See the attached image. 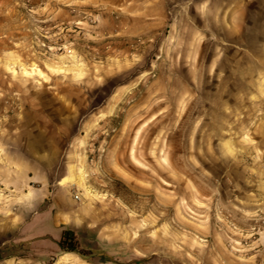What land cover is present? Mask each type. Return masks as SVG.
Here are the masks:
<instances>
[{
	"label": "rangeland",
	"instance_id": "obj_1",
	"mask_svg": "<svg viewBox=\"0 0 264 264\" xmlns=\"http://www.w3.org/2000/svg\"><path fill=\"white\" fill-rule=\"evenodd\" d=\"M104 1L0 0V152L48 179L0 264H264V0Z\"/></svg>",
	"mask_w": 264,
	"mask_h": 264
},
{
	"label": "crops",
	"instance_id": "obj_2",
	"mask_svg": "<svg viewBox=\"0 0 264 264\" xmlns=\"http://www.w3.org/2000/svg\"><path fill=\"white\" fill-rule=\"evenodd\" d=\"M191 0H105L107 6H116L122 11L121 16L139 18H154V23L159 19L169 17L170 27L177 26V19L186 16L187 8ZM18 158L13 159L0 152V196L10 197L15 202L24 201V207H32L41 203L47 195L45 185L48 184L47 176L42 170L29 172L27 166L17 168ZM48 190V189H47ZM29 202V204H28ZM32 216V220L35 216ZM32 220L30 222H32ZM27 222V221H26Z\"/></svg>",
	"mask_w": 264,
	"mask_h": 264
},
{
	"label": "trees",
	"instance_id": "obj_3",
	"mask_svg": "<svg viewBox=\"0 0 264 264\" xmlns=\"http://www.w3.org/2000/svg\"><path fill=\"white\" fill-rule=\"evenodd\" d=\"M61 251L77 253L81 257H87L90 252L81 249L78 241V237L75 232L64 229L61 235V239L58 243Z\"/></svg>",
	"mask_w": 264,
	"mask_h": 264
}]
</instances>
